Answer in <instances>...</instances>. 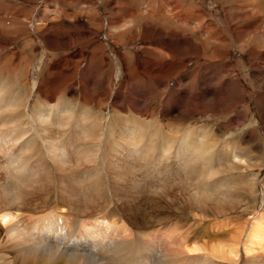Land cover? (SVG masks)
Returning a JSON list of instances; mask_svg holds the SVG:
<instances>
[{
    "label": "bare ground",
    "instance_id": "obj_1",
    "mask_svg": "<svg viewBox=\"0 0 264 264\" xmlns=\"http://www.w3.org/2000/svg\"><path fill=\"white\" fill-rule=\"evenodd\" d=\"M126 1L121 0L119 7H112L118 8L120 13L108 18V37L114 43L140 37L144 45L141 50H132L130 62L123 64L124 80L116 90L111 89L114 94H109V102L105 101L111 112L103 111L102 107V112L99 109L95 97L102 87L99 81L88 89L87 83L86 87L73 88L79 63L83 61L82 52L76 49L69 57L47 52V49H59L61 43L64 51H68L71 44L63 40L60 33L65 35L70 30L81 31L74 37L76 43H91L103 27L99 26V18L93 15L88 19L81 14L78 17L62 6L52 8L48 0L31 16L16 9L0 11V37L10 38L11 43L22 38L29 40L32 28L39 38L38 45L47 50L39 51L36 56L30 54L32 51L29 56L24 53L22 56L21 52L15 54L0 40V264H264V193L253 189L247 194L239 192L246 176V182L250 183L247 187L253 188L259 179L258 172H248L250 165L240 166L253 147L244 155L247 151L241 144H248L245 141L222 140L217 144L207 140L214 126L201 127L196 122L189 124L180 138L194 133L193 140H202L200 144L177 138L181 142L178 144L177 140L171 145L172 136L170 140L166 137L157 120L158 114L165 117L164 110L157 111V108L175 100V107L166 111L168 119H180L182 114L177 111V106L183 104L187 111L184 114L191 118L205 112L208 119L213 114L218 118L222 115L223 120L217 122L219 124L215 122L222 131L233 124L239 129L246 127L250 117L233 114L228 118L222 108L233 109L234 103L245 98L239 89L242 83L239 72L229 79L220 72L225 66L230 70L238 68L235 66L238 59L231 60L230 57L228 36L216 32L209 37L210 34H206L209 23H196L190 28L192 34L185 39L187 35L183 37L176 31L185 32L188 28L170 18L169 11H160L156 16L157 6H148L152 11L148 13L142 9V1L129 8ZM236 1L241 3V0ZM122 2L124 6L120 5ZM260 2L257 0L255 8H249L255 10L249 17L264 12V9L260 10ZM238 5L236 9L242 12L245 4ZM185 12L190 19L195 16L192 11ZM58 19H77V23L72 26L51 24ZM92 20L98 22L97 27H92ZM122 20L125 22L120 23ZM148 21L155 23L156 29L141 25ZM255 21L250 27L264 33V21L261 23L259 18ZM236 29L229 28L236 45L246 54L247 60L255 64L257 48L251 45L254 37L247 39L246 31L241 33ZM169 37H174V41L171 42ZM186 52H191L190 55L198 60H209L207 65H197L189 74L180 77L190 79L189 98H185L183 92L180 97L177 88L170 85L180 71L176 61L189 55ZM110 55L106 61L112 65L115 57ZM166 55H170L169 61ZM118 58L125 62L124 52ZM15 59H20L23 64L16 63ZM88 59L94 61L93 56ZM158 68L162 70L157 71ZM203 70L206 71L203 73ZM210 70L214 86L213 82L208 85L203 79ZM250 76L255 81V71ZM121 78L119 67L114 80ZM110 79L103 83L109 85ZM164 80H167L169 96L160 102ZM215 84L224 85L217 101L214 98L219 90ZM127 97L132 102L127 101ZM140 99L145 101L142 103ZM257 103L258 109L263 110L261 100ZM261 112L264 123V111ZM226 133L228 131L221 133L220 138ZM165 168L172 170L169 174L174 176L163 182L166 178L161 174ZM110 186L116 190L112 197ZM105 189L107 194H103ZM181 194L190 203L186 202L184 207L193 205L195 210L190 209L197 212L194 214L187 208L193 217L202 218L206 214L209 221L223 218V223L212 225L211 222L212 226H203H207L210 233L208 242L209 238L217 237L222 240L221 244L209 246L207 241L205 244L192 239L189 234L195 225L188 228L191 232L187 229L192 219L183 230L178 225L182 215L177 222L169 215L161 219L158 213L155 214L163 207L162 199L175 202ZM255 194L261 195L260 205ZM140 201L147 207L140 209ZM254 205L260 210L251 207ZM173 208L171 210L176 211L178 207ZM242 210L243 213L244 210L252 211L250 222L239 221V217L232 219ZM104 217L114 220L109 223ZM182 219L184 223L185 218ZM201 220L194 221H198V225ZM201 231L205 236L209 234L204 232L205 229ZM110 233L117 236L108 237Z\"/></svg>",
    "mask_w": 264,
    "mask_h": 264
},
{
    "label": "rangeland",
    "instance_id": "obj_2",
    "mask_svg": "<svg viewBox=\"0 0 264 264\" xmlns=\"http://www.w3.org/2000/svg\"><path fill=\"white\" fill-rule=\"evenodd\" d=\"M44 1L46 2L47 0H43V1L42 0H0V11H1V13L2 12L5 13L3 10L8 12L7 10H9V9H10L9 11H13V9L14 10L16 9V10L20 11L21 13L26 14L27 16H31L33 13H36V11L38 12L41 10V8L44 6L43 5L45 3ZM48 1H49L52 8H55L58 6L68 8L69 11L75 13L76 16H78V17H81L80 16V14H81L85 17H88V19H90L94 16H95L94 18H97V19L99 18V26H103V27H101L99 33L95 34V37H94L95 40L93 39V41L91 43H86V44H84V42L76 43V41H75L76 38H74V37H75V35H78L81 31L80 30H70V31L66 32L65 35L60 33V35L63 37V40H67L71 44V48L68 49V51L67 50L64 51L65 48L63 46H61L62 43L60 44L59 49H56L54 51H52L51 49H47L48 50L47 51L45 47L38 45L39 38L36 34H34V30L32 28H31V34L32 35L30 36L29 40L22 38L19 41H16V42L14 41L13 43H11L10 38L5 37V39H4L3 36H1L2 38L0 37V40L2 42L4 41L3 45L5 43L8 44V48L9 49L11 48L12 51L16 52L15 54L21 52L22 56H23V53H24V55L29 56V52H31V51L32 52L30 54L33 53V55L36 56V54L39 55L38 54L39 51H42V50L47 51L48 53H51V52L54 53L55 52L54 54H56V56L58 55V57H69V55L71 56L72 53L75 52L76 49L80 53L82 52L83 61L81 62V64L79 63V72L76 76V80H75V84L73 85V88L75 90H77L78 88H75V87H79V86L80 87H86V85L88 84L86 87L88 89L89 86H92L91 85L92 83H94L95 81L96 82L99 81L98 82L99 85L102 86L101 88H103V90L101 88H99V90H98L99 93L97 92V95L95 96L97 99V103L100 106L99 109L102 107L103 111L111 112V107H109V105L106 103L107 101L109 102V98H108V97H110L109 94H111V96H113V94H114L113 91H111V89L114 88L116 90L118 88V86L120 85V83L124 80L125 71H124L123 66L125 64H127V62H130L129 56L133 54L134 50H139L140 47L142 45H144L143 44L144 42L140 37L134 38V39H132V41H128L127 39H125L126 41L123 40L124 42L120 41L118 43H114V41L108 37V34H107L109 31L108 26H107L108 18L114 17V15L116 13H120V10L118 8L112 9V7L113 6L119 7V1H121V0H79L78 3L72 2L73 0H48ZM139 1L143 2L142 9L148 13L152 12L148 6H150V7H152L154 5L157 6L156 16L160 13V11H169L170 13L168 14V16L170 18H173L174 21L180 22L182 26L188 28V31H185V32L181 31V30L176 31V33L183 34V37L187 35L185 37V39H187V37H189L190 34H192V31L190 30V28L192 26H195L196 23L197 24L209 23V25L207 26V28L209 27L208 31L206 29V31H207L206 34H210L209 37L213 33H216V32H218L220 34H226L228 36V38L230 40V45H231L230 49L232 52V55L230 57H231V60H235V59L237 60L238 59V61L235 62V66H238V68L235 67V68H232V70H230V68L228 66H225V67H222L220 69V72L224 76V78H226V79H229V78L235 76L236 72H239V78L241 79V82H242L239 89L241 90V92L243 93L245 98L244 99L240 98V101L238 103H234L233 109L228 108L230 110L226 111L224 106L222 108L225 110L224 113H228V118L231 117V115H233V114H240L242 117L244 115L248 118L250 117L249 123H246L247 125H245L246 127H244L243 129H239V128H236L237 127L236 124H233L231 126H227L226 128H223V131H222V128H217L215 126V122L217 123V122H221L223 120V118L221 117L222 115L218 118V117H215L217 115L213 114V116L210 115L209 119H208V118H206V115L208 113L205 112L206 114L203 113L202 115H198V116L191 118V117H189V115H185V114H187V111H185L186 108H184L183 104L177 106V111H179L182 114L181 118L178 120L168 119V118H166V111L168 109H173L175 107V105L177 104V102H175V100L173 102H169L167 104L163 103L162 105H160L157 108V111L160 109H163L164 110L163 114L165 116V117H163L162 113L158 114L157 120H158V123L160 125H162L160 128L164 129V131L166 133V137L170 140V137L172 136L171 145H174L177 142V140H178V144H179L181 142V141L179 142L180 139L181 140L184 139L188 143L193 142L195 144H200L202 140L201 141H194L193 140L192 136L194 133L180 138L181 134L183 133V130L189 124H192L194 122H196L197 126L202 125L201 127H204V126L205 127H211L213 125L214 127L211 130V133L209 134V137L207 138V140H209V139L213 140L217 144L218 143L220 144L222 142V140H226V141H230V142L241 140V141L247 142L249 144V146H248V144H241V147L243 150H245V152L247 151V153L243 152L244 155L245 154L247 155L249 153L248 149L253 147L252 149H249V151H251L249 153V155L252 153L250 155L251 159L249 158V155H247L248 159H247V157L245 159V156H243L245 160L240 162V166L245 167L247 165H250V167H251L250 169H252V170L249 169L248 172H251V171L258 172L259 173V179L253 188L251 186L247 187V185L250 183L246 182V181H248L246 179L248 177L246 176L245 179H243V181H242V184H244V185H242V184L240 185L239 192L242 194H247L249 191H251L253 189L254 192L256 190V192H262L263 191V193H264V190H263V188H264V183H263V181H264V123H263V118H262L263 112H261V111H264V58H263L264 57V33L261 30H258V28H256V27H255V29L253 27L252 28L250 27L251 26L250 24L254 23L255 19H257V18L261 19V23L264 21V12H262V13L259 12L258 14L256 12V15H255L256 17H254V18L249 17L255 13V10L251 11L250 9H252V7L255 8V4L257 3V0H252V1L251 0H241V3H237L236 0H129V1L127 0L126 1L127 5H128L127 7L129 8V7L138 6ZM248 1H249V3H248ZM260 1H261L260 2L261 7H262V8H260V10H261V9H264V0H260ZM112 3L114 5H111ZM243 3L245 4L244 6H243ZM238 4L243 6L242 12L239 9H236L239 6ZM120 5L124 6V3L122 2ZM176 5H178L179 7ZM244 9H246L247 11H245ZM185 10L192 11V13L195 14V16L190 19L189 14L187 12H185ZM250 11L252 12L251 14H249ZM240 13H241V15L244 16V18H241L242 16L240 15ZM243 13H245V14H243ZM170 14H171V16H170ZM235 15H237L239 17H236ZM175 17H177L179 19L177 20ZM245 17H246V19H245ZM58 18H61V16ZM184 18H186V19H184ZM124 20H122L120 23H123L126 21V20L125 21ZM228 20H230V21H228ZM198 22H200V23H198ZM229 22H231V23H229ZM255 22H259V20H256ZM56 23L59 25L68 24V25L72 26V25H76L77 19H74V21H72V19L67 20V21L64 19H60V20L58 19L57 22H55L53 20L51 24H56ZM256 24L257 23H255V25ZM91 25L93 28H95L98 26V22L97 21L94 22V20H92ZM141 25H150L154 29H156L155 23H151L150 21H148L145 24H141ZM230 26L234 27V29H236V27H238V29H236L235 31H239V32L241 31V33H244L246 31L245 37L247 39L250 37H254V43H252L251 45H255V47L257 48V54H256V57H254L255 58V64H251L247 60L246 54L241 52V50L236 45V42H235L234 38L232 37V34L229 31ZM247 27H248V29H246ZM261 28H262V26L259 27V29H261ZM199 30L201 31V29H199ZM42 31L43 30H40V32H42ZM44 31H47V29H45ZM261 35L263 36V38ZM72 38H74V39H72ZM169 38H170L171 42L174 41V37H169ZM246 38H244V41ZM109 39L112 41L109 42L110 41ZM27 41H29V44ZM242 41H243V39H241V42ZM26 42L29 45L28 48H27ZM72 42L75 44H73ZM128 42H129V44H128ZM1 44L2 43L0 42V45ZM98 51H99V53H98ZM123 52H124L125 57H126V59H125V62L127 61L126 63L118 58L120 53H123ZM186 53L187 54L189 53V55H186L183 58H179L176 61V63L180 66L179 67L180 71H178L177 74L174 76V78H172L170 85L175 86L177 88L176 90L179 91L180 97H181L182 92H183L185 98L186 97L189 98L190 90H191V89H189V88H191V82L189 81L190 79L188 77H186L184 79H182L180 77L182 75L185 76L186 74H189L194 68H197L199 65H201V66H202V64H204V66L207 65L206 63H208L209 60L208 61H206L205 59L198 60L196 57H193L192 55H190L191 52H186ZM110 54L114 55L115 62H116L115 63L113 60L114 63L113 64L111 63L112 65H110L106 61L107 59L110 58V56H111ZM91 56H93V60H94V61L92 60L93 62H91L88 59V57H91ZM169 56L170 55H166V59H168V61H169ZM99 59L101 61H99ZM14 61L16 63L20 62V64H23V62L20 59H15ZM196 61H199V62L196 63ZM173 62H175V61H173ZM173 62H171V63H173ZM253 65H255V66H253ZM201 66L199 69L200 72H201L202 67H203V66L202 67ZM119 67H120L122 78L119 79L118 81H115L114 80V73L117 72V69ZM86 69H88L89 72ZM92 70H93V72H92ZM159 70H162V69L158 68L157 71H159ZM205 71L206 70H203V73ZM252 71H255V81L250 76ZM211 73H212L211 70L207 71L203 75V79H205V82L208 85H209V82H211V83L213 82V86H214V78H213V80L211 79ZM257 74H260V75L257 76ZM110 75H112V76H110ZM107 79H110L109 85L105 84L108 81ZM104 81H105V83H103ZM164 81H165L164 86L166 88L163 86V89L161 90V96L162 97L161 96L159 97L160 102L165 101V98L167 95V91H166L167 90V80H164ZM113 84L115 86H113ZM160 85H162V83H160ZM216 86H217V91L218 90L219 91L216 92V96L214 98L215 101H217V99L220 97L219 94L223 93V89H224L223 84L219 85V86L216 85ZM106 88L107 89L109 88V89L106 90ZM233 88L235 89L234 86H233ZM236 90H238V89H236ZM102 91H104V92H102ZM103 93H104V95H103ZM107 93H108V95H107ZM125 93H126V91H125ZM164 93H165V95H164ZM217 93H218V95H217ZM206 94H209V93H206ZM220 95H222V94H220ZM167 96H169V95H167ZM133 97H135V95ZM32 98H34V97H32ZM105 98H107V99H105ZM126 99H127V101L132 102V100L129 99V97H127ZM258 100H261L263 110L258 109V103H257ZM144 101H145V99L144 100L142 99L140 102L143 103ZM30 103L33 104V99L30 100ZM102 110L100 109L101 112H102ZM238 110H240L241 112ZM216 118L218 120H216ZM248 118H245L244 120H246V122H248ZM251 121L254 123L252 124ZM217 124H219V123H217ZM227 128H228V130H227ZM253 128H255V129H253ZM214 129H216L217 131H215ZM238 129H239V131H238ZM218 130H220V131H218ZM224 131L225 132L228 131V133L225 134L224 138H220L219 135L221 133H223ZM177 138H180V139H177ZM245 162H246V164H245ZM252 163H253V165H252ZM163 171H164V173H162L161 176L166 178V179H162L163 182L171 180L173 178L174 174H169V171H172V170L167 171V168H165V169H163ZM261 186H263V188ZM250 187H251V189L247 190ZM110 188H111V186H110ZM115 191L116 190H112V188H111V197L114 196L113 193ZM103 194H107L106 189L103 191ZM254 197L258 199V205H260L261 195L257 194ZM140 198H142V197H140ZM98 201H99V203H101V200H98ZM167 201H168V199H166V200H165V198L162 199L161 205L163 207H160V209L157 212H155V214L158 213L157 215L161 219H164L165 217H167L169 215V218L171 217V218H173V220H176L177 222H178L177 219H179V217L182 215L181 217L185 218L184 219L185 224L183 223V219L180 217L179 220L181 222L180 223L178 222V225H181L183 230H186V224L189 225L188 222L192 219L191 221L195 222L196 224L195 223L193 224V222L191 223V221H190L189 222L190 227L187 226V229L188 228L191 229V226L195 225L194 229H192V232H194V230H195L194 233L196 235L194 233L192 234V232L189 231L190 229H188V232H191L189 234V236L192 239H197L199 242H205V244L208 242V237H210L209 236L210 233H209V231H207L208 230L207 226H210L211 222H212V225H217V224L223 223V218L212 219L209 221L207 216L205 217L206 214L205 215L203 214L204 216L202 215V218H200L201 216H197V215H196V217H193L192 216L193 214H190L188 209L191 210L194 207H191L193 205H191V206L188 205L189 207L185 206L186 208L184 207L183 204H186L187 201L184 200L183 194L178 195L175 202L174 201H172V202L168 201V203H167ZM178 201L180 204L177 203ZM187 204H190V203L187 202ZM258 205L257 206L254 205L251 207H255V208H257V210H260ZM138 206L140 209H143V208L147 207V204L140 201ZM176 206L178 208H176ZM173 207L176 208L175 209L176 211H173L174 210ZM171 209H173V210H171ZM177 209L178 210L180 209V211H177ZM193 210H195V209H193ZM174 212H175V214H174ZM191 212L194 214L197 213L196 211L193 212L192 210H191ZM241 212H240L241 214L239 212H238V214H234L232 219L238 220L240 218L239 221L241 220L244 223H246V221L249 220V222H250V220L252 219L251 216L253 214L252 211L244 210V213H243V210H242ZM183 213L184 214L189 213V215H186L188 218L185 215H183ZM173 216H175V217H173ZM237 217H239V218H237ZM195 218H197V219H195ZM104 219L106 221H108L109 223H112V221L114 220V218H108V217H104ZM139 219H140V217H139ZM199 219H202V220L197 225L198 221H194V220H199ZM207 222H209L210 224ZM205 225H207L206 228L203 227ZM192 228H193V226H192ZM196 228H198L199 230ZM203 228L205 229V231ZM210 228H209V230H210ZM201 230L209 233V234H207L208 236L207 235L205 236L204 235L205 233H203ZM197 233H200V234H197ZM197 235L198 236L202 235V237L199 236L201 238L200 239L201 241L198 239ZM203 235H204V237H203ZM111 236H117V235L114 233L108 234V237H111ZM192 236H194V238ZM164 237L167 239V237L165 235H164ZM211 239H212V237H211ZM211 239L209 238V240H210L209 242H211V243L208 242V244H206V245L210 246L211 244H215V243L221 244V242H222V240H220V238L217 239V237H216V239H214V240H216L215 242H214V240H211Z\"/></svg>",
    "mask_w": 264,
    "mask_h": 264
}]
</instances>
